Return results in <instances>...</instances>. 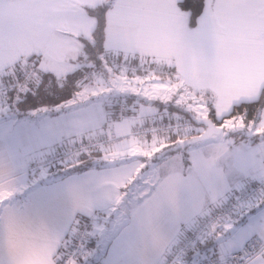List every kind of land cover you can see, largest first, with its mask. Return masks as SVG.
I'll return each mask as SVG.
<instances>
[{
	"label": "snow or ice",
	"instance_id": "obj_1",
	"mask_svg": "<svg viewBox=\"0 0 264 264\" xmlns=\"http://www.w3.org/2000/svg\"><path fill=\"white\" fill-rule=\"evenodd\" d=\"M12 6L18 15L6 11ZM100 49L107 78L82 86L77 97L85 101L107 95L112 102L116 142L104 151L105 159H151L168 146L157 134L148 139L137 131L155 120L158 101L187 110L204 125L196 135L177 136L176 144L200 145L201 150L190 162L162 161L155 175L144 178L150 190L132 213L146 241L170 244L161 219L180 206L182 193H205L204 202L191 209L193 215L203 211L209 196L213 202L221 198L212 182L231 151L224 143L227 134L247 128L264 137V0H0V73H5L0 80L35 81L42 96L63 94L85 68L88 54ZM121 94L143 100L133 105L131 115L125 106L122 118L115 115ZM238 108L256 113V119L246 122L243 114L231 115ZM213 115L228 118L214 124ZM82 119L98 117L85 113ZM242 165L264 181V141L250 147ZM143 167L100 178L102 188L115 190L106 207L121 204L128 195L121 189ZM14 185L12 164L0 159V203L12 196ZM82 195L91 200V193ZM89 211L96 215L93 231L106 233L112 217L105 219L100 209H83L77 224L88 226ZM253 227L221 220L213 235L224 243L226 254H243L236 264H264V222L255 226L259 235H249ZM177 239L164 264L188 237L178 234ZM0 245L7 249L9 264H60L58 240L15 211L0 216Z\"/></svg>",
	"mask_w": 264,
	"mask_h": 264
},
{
	"label": "crops",
	"instance_id": "obj_2",
	"mask_svg": "<svg viewBox=\"0 0 264 264\" xmlns=\"http://www.w3.org/2000/svg\"><path fill=\"white\" fill-rule=\"evenodd\" d=\"M6 11L12 15L19 14V9L15 6L7 8ZM3 74L5 73H0V76ZM1 104L2 99H0V105ZM131 112L132 111L127 115H131ZM41 115L42 113L39 117ZM11 116L10 113L3 114V111L0 110V159L4 160L6 164H12V177L15 181L13 189L14 197L0 203V216L6 215L10 210L15 211L29 224L48 232L58 240V260L71 243L72 231L76 226L75 220L78 216L84 214L82 213L83 209L88 208L90 210H102L105 219L111 216V227L103 234L93 231L92 225L95 223L96 215L93 214L92 211L85 214L91 220L88 233L91 241H93V245L95 246L102 235H105L106 243L103 249L97 251L94 255H88V250L91 247L86 248L84 257L75 264H90L93 261L99 264H161L167 255L172 252L173 247L180 242L177 239L178 234L180 238H184L208 213L216 208L224 206L248 185L260 179L259 176L250 175L245 171L242 161L246 158L250 147L256 146L264 140H258L254 143L249 142V140L234 141L233 137L229 136L228 133L224 143L231 146V151L222 166L216 169L213 174L214 179L212 182L213 188L219 187L221 198L213 202L209 196L203 211L197 215H193L191 209L193 207H199L204 202L205 193L200 191L192 192L189 195L182 193L180 197V206L177 209L166 211L161 219L160 229L168 234L171 243L157 245L145 240V237L134 223L132 213L138 206L136 201L140 200V202L143 203L141 197H143L151 187L144 186L143 178L155 175L162 161H179L182 159V156H168L161 162H157L153 157L149 159L146 167L141 169V174L144 172L147 173L145 176L140 177V175L137 178L140 179L139 183L142 184L141 187H134L133 185L134 188L127 192L128 195L123 197L124 200L120 205L105 206L104 202L108 199L110 193L115 190L102 188L99 184L100 178L111 174L115 170L132 168L141 163L144 165V159L137 160L126 158L112 161L105 159L103 153L102 157L107 161L109 166L90 168L82 172L72 173L42 185H36L37 179L35 178L34 183H29L22 188L20 179H31V177H29L30 174H34V171L30 169L32 165L74 143L103 135L109 131H115L113 127V122L115 121L108 123L110 124L109 126L106 124L103 125V127L98 128L96 131H91L90 133L83 132L75 138L64 137V133L61 131L60 127L56 125L51 131L59 135H51L46 139L61 138L59 140L61 142H58V144L56 143V146L50 149L48 154L39 155L37 152L42 146H45V141L36 140L35 136H33L32 132L29 130H27V134H24L25 132L19 133L17 127L23 128L21 120H23L24 117L21 116L14 120ZM162 117H164L163 114L158 113L154 121L149 120L148 122L153 124L160 121ZM169 117L173 118L175 116L171 115ZM217 118L220 119L222 117L217 116ZM37 123L38 120L35 121L36 125ZM89 125L92 124L88 123L85 126ZM72 126L75 125L67 123L68 129ZM8 136H10L9 141ZM200 150V145L188 147L189 162L194 154ZM151 163H153V166L150 168ZM32 186H34V188L30 189ZM136 190H138L137 194ZM140 190L144 191L140 193ZM86 192L92 194L91 200L82 195V193ZM260 209L264 210V191L226 220L230 221L233 225H240L245 221L250 222V224L254 226L252 234L259 235V229L255 226L264 222V215L262 216L258 212ZM182 225L183 227H181ZM207 249H209V252L206 251ZM230 253L231 252L225 253L224 243L219 241L218 236L213 235V228H211L204 238L200 240L199 244H197L194 252L190 256H187L186 253L181 255L175 264H189L192 259L198 256L200 257L199 264H206L213 255L219 264H225L226 258ZM0 264H9L8 252L3 245H0Z\"/></svg>",
	"mask_w": 264,
	"mask_h": 264
},
{
	"label": "trees",
	"instance_id": "obj_3",
	"mask_svg": "<svg viewBox=\"0 0 264 264\" xmlns=\"http://www.w3.org/2000/svg\"><path fill=\"white\" fill-rule=\"evenodd\" d=\"M102 49L95 51V53H89L87 56V59L84 61L85 68L81 71V74L77 76L74 80H72L71 84L68 85V91L63 94H54L52 92H48L46 96H42L40 94L39 89L37 88L36 84L38 82H32L31 84L28 83L25 88L22 90L18 91L17 93H6L2 96H0V99H4V105L7 104L15 112V114L19 116H24V115H29L31 111L35 109H40V108H49L52 109L53 106L57 104H62L69 99L73 98L77 92H79L84 86L86 82H88L91 78V72L96 71V70H102L104 68V63H103V56H102ZM113 65L116 66V64L113 62ZM31 98V99H29ZM120 100L121 104L116 105V108L118 109L115 113L117 117L118 112L120 111L121 106H125L127 109V114L132 111L131 106L133 104H141L143 103L142 99H137L133 96H125V95H120ZM3 101V100H2ZM156 106L158 107V113L163 114L164 117L160 120V122H169V121H174L176 119H181L189 124L193 125V122L190 120L188 113L183 112L182 110L185 109H178L177 106L172 105V106H163L160 102H156ZM105 109L108 114L109 119H113V111H112V102L110 103H105ZM173 112L177 113V115H174L175 117L170 118L169 116L173 115ZM58 111H51V114H56ZM243 114L245 121L253 120L256 119V113H246L244 109H235L231 115H240ZM169 115V116H168ZM194 116V115H193ZM215 124L218 123H223L224 119H227L228 117H222L220 119L217 118V116H210ZM202 126H194L190 128L188 131H176V132H170L166 136L162 137L165 139L167 142L168 146L161 150V152L156 153L153 158L157 162H161L163 159L168 157V154L170 153H163L164 150L170 149L176 145L175 140L177 136H183L185 134H191V135H196L198 133V130ZM229 136L233 137L234 141H240V140H249V142L254 143L258 140H264V137H258L255 136L254 134L250 137L246 133V129H240L237 131H232L229 133ZM151 139V138H148ZM84 141V140H83ZM188 147H186L184 150H178V152H181L182 159H185L189 161L188 157V152H187ZM106 149L104 150H97V151H90L86 154H83L81 156H78L75 158L74 162H68V163H57L55 166L50 167L47 170H43V174H45L43 177L39 175L38 172L39 170L34 171V174H30L29 177L31 178H36L37 182L36 185H42L44 183H48L50 181H54L56 179L63 178L67 175H70L72 173H77V172H82L90 168H102L109 166L107 161L103 159L102 155ZM140 179H136L133 181L132 184H130L126 189H121V193L123 192H128L131 191L135 186L141 187ZM134 185V187H133ZM34 188L32 186L30 189ZM124 198L122 199V201ZM121 201V202H122ZM81 216H78L77 219L75 220V225L78 226L77 221L80 220ZM90 227V226H89ZM90 235L88 236V240L86 243V248H89L90 246L93 245V241H91ZM199 244V242L197 243ZM197 244L189 250L186 255L190 256L193 252ZM206 251L209 252V249ZM189 253H191L189 255ZM60 264H62L61 260L59 259ZM88 262V261H86ZM90 264H99L98 262H91Z\"/></svg>",
	"mask_w": 264,
	"mask_h": 264
},
{
	"label": "built area",
	"instance_id": "obj_4",
	"mask_svg": "<svg viewBox=\"0 0 264 264\" xmlns=\"http://www.w3.org/2000/svg\"><path fill=\"white\" fill-rule=\"evenodd\" d=\"M28 83L29 82L27 80H16L15 77H12L11 81L0 80V96L6 93H17L18 91L25 88ZM122 111H124L123 105L118 112L119 117H121ZM190 128L191 127L188 122L181 119H176L169 122L158 121L153 124L145 123L140 126L137 131L142 137L151 138L153 134H157L160 138H162L170 132H183L190 130ZM115 142V131H109L103 135L89 138L87 140L74 143L69 147L63 148L58 152L47 156L39 163L32 165L30 169L32 171L47 170L50 167L55 166L59 162H74L75 158H77L78 156L86 154L92 150H104ZM263 191L264 181H261V179H259L248 185L227 204L208 213L204 218H202V220L196 225V227L188 235H186L188 237L187 243L176 251V254L172 256V259L168 261V264H175L177 259L181 255L191 250L198 242H200V240L204 238V236L211 228H213L215 224H217L221 220H226L227 218H229L237 210L249 204ZM90 225L91 220L88 218L87 227L83 223L75 226L72 231L71 243L68 245L65 253L60 258L62 264H75L78 260L84 257L86 253V243L89 236L88 229ZM171 254L172 252H170L167 257ZM167 257L161 264H164ZM242 258V253L238 256L235 254V252H231L226 258L225 264H236V261ZM206 264H219V262L216 259L210 258Z\"/></svg>",
	"mask_w": 264,
	"mask_h": 264
},
{
	"label": "rangeland",
	"instance_id": "obj_5",
	"mask_svg": "<svg viewBox=\"0 0 264 264\" xmlns=\"http://www.w3.org/2000/svg\"><path fill=\"white\" fill-rule=\"evenodd\" d=\"M113 68H115V65H111ZM108 67V65L104 64V68L102 70H94L91 72V78L88 82H86L84 85L89 84L90 82H94L95 79L99 78H107V72L105 69ZM2 76V75H1ZM123 95V94H121ZM2 104L0 105V110L3 111V114L10 113L12 116V119L16 120L18 119L19 115L15 114L13 110L9 107V105L5 104L4 105V99H2ZM105 103H110L111 102L108 100V96L105 95L103 97H89L85 101H80L79 98L77 97V94L69 99L68 101L62 103V104H57L52 107V109L49 108H40V109H35L29 113L27 116H23L24 119L21 120L22 122V127H17V130L19 133L25 132L24 134H27V130L31 131L33 136H35L36 140H43L45 141V146H42L38 150V154H48L50 149H53L54 146H56V143L58 142L61 138H52L51 140H48L46 138L50 137L51 135H59L56 132L53 133L51 131L52 128H54L56 125H58L61 129V131L64 133V137H78L81 133L86 132L90 133L91 131H96L98 128L103 127V125L109 126L113 119L108 118L107 111L105 109ZM51 111H58L56 114H51ZM42 113V115L39 117V115ZM89 114L92 117H98V119H93L89 121H85L82 119L83 114ZM173 115H177V113L173 112ZM39 117V118H38ZM38 120L37 125L35 124V121ZM67 123L69 124H74L75 126H72L70 129L67 127ZM91 123L92 125L85 126L86 124ZM115 123V122H113ZM150 123V122H146ZM1 124V123H0ZM35 125V126H34ZM196 126L195 124H193ZM190 124V127H194ZM19 128V129H18ZM31 128V129H30ZM240 129H236L233 131H237ZM93 133V132H92ZM246 133L251 137L254 133L246 128ZM24 138V137H23ZM10 140V136H8V141ZM87 140V139H86ZM65 143V142H64ZM192 145H190L191 147ZM189 147V146H188ZM181 152H172L171 154H168V156H180ZM40 159V158H38ZM143 159V158H141ZM144 167H146L147 162L149 159H144ZM40 162V161H39ZM38 162V163H39ZM64 163V162H60ZM153 166V163L150 164V168ZM32 171V170H31ZM145 171V170H144ZM43 170L39 173L41 177H43L45 174H43ZM147 172H144L141 174L140 177L145 176ZM144 179V178H143ZM22 182V188L27 186L29 183H34L35 178H31L30 180L28 178L20 179ZM29 181V182H28ZM150 187V186H149ZM136 190V194H137ZM144 190H140V193H142ZM262 216L264 215V210L260 209L258 211ZM247 214V213H245ZM241 224L248 225L250 222H243ZM240 224V225H241ZM234 227H237L239 225H233ZM252 235V233H250ZM105 235L100 236V239L98 242H96L95 246H90L88 250V255H94L97 251L102 250L104 245H105ZM208 253V252H207ZM200 263V257H195L192 259L191 263L189 264H199Z\"/></svg>",
	"mask_w": 264,
	"mask_h": 264
},
{
	"label": "water",
	"instance_id": "obj_6",
	"mask_svg": "<svg viewBox=\"0 0 264 264\" xmlns=\"http://www.w3.org/2000/svg\"><path fill=\"white\" fill-rule=\"evenodd\" d=\"M182 111L188 113V116H189L190 120L193 122V124H195L196 126H202V127L204 126L203 123L201 121L197 120L196 117L193 116L192 113L188 112L187 110H182ZM209 119L212 121V123H214L211 118H209ZM188 146H190V145L189 144H183V145L176 144L174 147L167 149V150H164L163 153H170V152H176L178 150H184ZM13 197H14V195L12 194V196L9 197L7 200H9Z\"/></svg>",
	"mask_w": 264,
	"mask_h": 264
}]
</instances>
